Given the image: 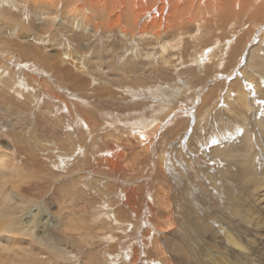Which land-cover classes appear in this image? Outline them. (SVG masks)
Masks as SVG:
<instances>
[{
    "label": "rangeland",
    "instance_id": "obj_1",
    "mask_svg": "<svg viewBox=\"0 0 264 264\" xmlns=\"http://www.w3.org/2000/svg\"><path fill=\"white\" fill-rule=\"evenodd\" d=\"M263 10L163 35L150 59L119 25L0 0V30L23 38L0 37V264H264ZM165 42L182 47L163 61Z\"/></svg>",
    "mask_w": 264,
    "mask_h": 264
},
{
    "label": "bare ground",
    "instance_id": "obj_2",
    "mask_svg": "<svg viewBox=\"0 0 264 264\" xmlns=\"http://www.w3.org/2000/svg\"><path fill=\"white\" fill-rule=\"evenodd\" d=\"M3 1L5 3H8V4H17V1H28V0H3ZM31 1H34L35 4L42 5L43 8H45L47 10L49 15H55V16L60 15V16H62V20H66V19L71 18V17L82 16L87 22L90 21L92 23V26H93L95 31H106L108 29L115 31L116 26L119 25L122 27V32L124 34H130L132 36L139 35V40L135 41L133 43L134 45L129 48V51H133V52L137 53L139 56L144 57V58L155 57L157 50L155 51L156 46L154 45V43L160 41L161 38L163 37V35H167L171 32H174V34H175L177 31L186 30L187 28H189V25H194V24H198L200 29H201L203 27V25H205L209 21V17H212V19L215 20V22L217 24H226V25H229L230 22H236L241 16H243L247 13H251L253 18L255 17V19L257 20V18H258L257 14H260L259 13V12H261L260 10L262 8H264V0H31ZM114 31H110V33H102L101 36H103L104 38H107V35L115 36ZM17 33H20V31H17ZM174 34H172L170 36H173ZM261 34L264 35V29H263V31H261ZM3 35L13 36L18 42L23 41L22 35H20V34L14 35L5 29L0 30V37H2ZM145 36H147L149 38V42H144V39L141 38V37H145ZM167 37H169V36H167ZM167 37H164V39H166ZM180 37L182 39V36H180ZM49 38L50 37H48V39ZM260 38L263 39V36ZM182 40L180 41V44L182 43ZM219 40H221V39H219ZM45 42H47V41L45 40ZM54 42H55V37H54ZM178 44H177V46H174V45H171L169 42L163 43L162 47H161V51H160L161 54H159L160 58L163 61L166 60L163 58V54L165 55L169 49L170 50L174 49L177 52L180 51L182 45H180V44L178 45ZM151 49H153L152 52H150ZM144 51H148V53L144 54L143 53ZM207 51L208 50H205L203 53H201V55H199L197 60H196L197 62H199V64L202 67H205L206 64L209 63V61L210 62L213 61L215 54H216L214 49H212L209 52L211 54L207 53ZM55 52H56L57 56H55L53 54L50 55L48 52V49H46V48L42 50V53L47 54L51 57L49 59V62L51 63V65H53L54 67H56L58 69L63 70V72L65 71L67 73H72V77L74 76V69H76L75 71L80 72L82 75H84L86 77L89 75L90 72L96 71L95 69L98 65L97 62L88 64L87 63L88 58L86 57L87 55L85 52L84 53H78V58L73 57L70 52L66 53L64 51H61L58 53L57 50H55ZM101 60H102V57L100 58V61ZM106 60L107 59H105V61ZM88 62H89V60H88ZM99 65H101L100 62H99ZM88 66H90V67H88ZM101 71H102V69H101ZM63 72H60L61 75L63 74ZM241 79H243V77H241ZM245 83L247 85V82H245ZM240 92H242V90H240ZM231 94L234 95V93H232L231 88L229 87L227 93L223 96L224 106L226 105V102L231 103L232 101H234V99H231ZM210 96H212V95H210ZM236 96H237V98L242 100V106H244V108H245V106L248 105L246 94L245 93H242V94L238 93ZM208 99H206V100H208ZM235 102L237 103V100ZM233 105H235L234 102L229 104V106H233ZM229 106H227V108ZM247 110H249V109H247ZM235 111H237V110H235ZM186 114H187V111H186ZM156 125H157V123L154 122L153 128L158 126V125L157 126ZM151 128H152V126H151ZM240 130H242V129H240ZM235 131H236V129H235ZM189 144H190V142H189ZM237 147L238 146H236V149H237ZM239 150H241V149H239ZM233 154H234V152H233ZM3 156H5V154H0V157L2 158V164H1L2 166L7 164V161H4V159H6V158ZM236 161H237V159H236ZM163 163H164V161H163ZM236 164L234 163V165H236ZM1 165H0V168H1L0 169V177H1V171L3 170V167H1ZM237 165L239 166V164H237ZM242 165L248 167L249 164H246V165L242 164ZM243 166L240 167V169L243 168V170L241 169L242 171H240L239 167L237 168V169H239V173L241 172L242 175H243L242 172L244 171V169H246V167H243ZM250 166L247 169H249ZM246 170H245L244 174L246 173ZM236 171H238V170H236ZM248 171L252 172V170H248ZM250 172L246 173V177L248 175L252 176V173H250ZM243 176H245V175H243ZM4 181L6 182L7 179ZM246 182H249V181L246 180ZM254 184H255V182H254ZM249 196H250V194H249ZM4 207H6V206H4ZM216 214H217V212H216ZM7 216L8 215H6V217ZM53 225H55V224H53ZM261 230H262V228H261ZM235 231H236V229H235ZM228 236H230V235H228ZM246 236H248V235H246ZM252 240H254V239H252ZM231 242L234 245L233 248H237V247L241 248V244H239L236 241V239H234L233 237H231ZM5 243H6V241H5ZM223 246H225V245H223ZM3 249H5V247ZM225 257H226V255H225ZM227 257H229V256H227ZM209 260H211V259H209ZM216 260H219V259H216ZM216 260H214V261H216ZM231 260L232 259H230V261ZM233 261H235V260H233ZM216 262H218V261H216ZM228 262H229V260H228ZM228 262H226V264H228Z\"/></svg>",
    "mask_w": 264,
    "mask_h": 264
}]
</instances>
